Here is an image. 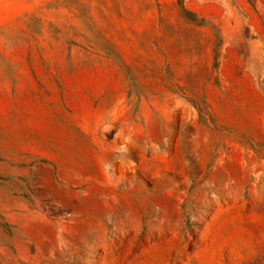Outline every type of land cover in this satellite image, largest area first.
Here are the masks:
<instances>
[{"label":"rangeland","instance_id":"rangeland-1","mask_svg":"<svg viewBox=\"0 0 264 264\" xmlns=\"http://www.w3.org/2000/svg\"><path fill=\"white\" fill-rule=\"evenodd\" d=\"M0 264H264V0H0Z\"/></svg>","mask_w":264,"mask_h":264}]
</instances>
